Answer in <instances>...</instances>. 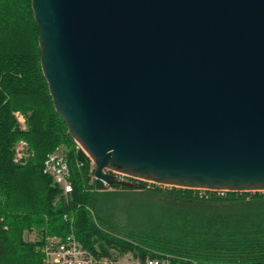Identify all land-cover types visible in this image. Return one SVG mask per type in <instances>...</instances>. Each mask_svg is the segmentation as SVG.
Returning <instances> with one entry per match:
<instances>
[{"label":"water","instance_id":"1","mask_svg":"<svg viewBox=\"0 0 264 264\" xmlns=\"http://www.w3.org/2000/svg\"><path fill=\"white\" fill-rule=\"evenodd\" d=\"M52 106L104 170L264 191V0H31Z\"/></svg>","mask_w":264,"mask_h":264},{"label":"trees","instance_id":"2","mask_svg":"<svg viewBox=\"0 0 264 264\" xmlns=\"http://www.w3.org/2000/svg\"><path fill=\"white\" fill-rule=\"evenodd\" d=\"M38 35L31 0H0V264H43L45 239L69 235L97 257L264 264V191L199 195L132 178L129 187L104 186L93 178L89 157L73 150L67 159L72 191L63 195L43 172L44 161L58 146L75 143L53 109ZM15 110L26 117L25 131ZM18 140L32 152L25 164L13 161ZM130 191L161 196L163 203Z\"/></svg>","mask_w":264,"mask_h":264},{"label":"built area","instance_id":"3","mask_svg":"<svg viewBox=\"0 0 264 264\" xmlns=\"http://www.w3.org/2000/svg\"><path fill=\"white\" fill-rule=\"evenodd\" d=\"M43 172L49 175L55 184L60 186L63 195L67 196L72 191V185L69 179L68 162L65 154L60 149H56L47 155L44 161ZM104 172L118 180L128 181L129 179V177L117 171L106 169ZM148 183L165 186L153 182ZM102 184L106 186L104 183ZM191 190L199 192V195H205L208 192L223 195L227 192L205 189ZM41 251L43 254V264H172L167 257H145L140 259L132 256L130 253H125L119 256L97 257L77 242L73 235H69L65 240L54 236L47 237Z\"/></svg>","mask_w":264,"mask_h":264},{"label":"rangeland","instance_id":"4","mask_svg":"<svg viewBox=\"0 0 264 264\" xmlns=\"http://www.w3.org/2000/svg\"><path fill=\"white\" fill-rule=\"evenodd\" d=\"M12 114H13L15 120H16V124H17L18 128L20 130L25 131L27 129V123H26L25 115L22 112L18 111V110L13 111ZM74 143L75 144L71 145V146H67V145H64V144L58 146V149L63 151V153L65 154L66 159H68V155L73 150H75V151L82 150L81 147L75 141H74ZM12 150H13V161L15 163H17V164H25V162H27L28 158L32 155V152L29 149V146H28V144H27V142L25 140H18L17 142H15L14 145H13ZM90 165L94 168V165H93L92 161H91ZM106 191L112 192V193H115V194L120 193L119 189L110 188V187L107 188ZM130 193H132V194H141L142 198H144L145 200H149L150 199V200L156 201L158 203H163V198L161 196L149 195V194H146V193H143V192H140V191H130ZM118 204H120V203H118Z\"/></svg>","mask_w":264,"mask_h":264}]
</instances>
